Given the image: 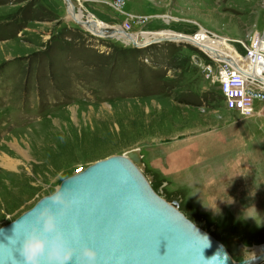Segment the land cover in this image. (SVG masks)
<instances>
[{
	"label": "rangeland",
	"instance_id": "obj_1",
	"mask_svg": "<svg viewBox=\"0 0 264 264\" xmlns=\"http://www.w3.org/2000/svg\"><path fill=\"white\" fill-rule=\"evenodd\" d=\"M71 2L84 23L149 40L200 34L240 57L264 31V0ZM134 43L85 29L65 0H0V229L67 178L126 156L245 262L264 246V113L227 109L222 65L203 49Z\"/></svg>",
	"mask_w": 264,
	"mask_h": 264
},
{
	"label": "water",
	"instance_id": "obj_2",
	"mask_svg": "<svg viewBox=\"0 0 264 264\" xmlns=\"http://www.w3.org/2000/svg\"><path fill=\"white\" fill-rule=\"evenodd\" d=\"M65 1L71 16L72 2ZM59 188L71 190L78 202L63 219V227L69 233L79 228L80 245L97 250V264H236L232 256L238 254L240 244L234 241L229 243L233 250L227 248L198 227L175 200L158 195L126 156L101 160L67 178ZM48 197L0 229V264H24L19 244L10 243L8 237L14 227L18 235L31 231Z\"/></svg>",
	"mask_w": 264,
	"mask_h": 264
},
{
	"label": "clouds",
	"instance_id": "obj_3",
	"mask_svg": "<svg viewBox=\"0 0 264 264\" xmlns=\"http://www.w3.org/2000/svg\"><path fill=\"white\" fill-rule=\"evenodd\" d=\"M77 203L71 190L57 188L39 210L31 231L18 235L14 227L8 241L19 244L24 264H97V250L80 245L79 228L74 227L69 233L62 224Z\"/></svg>",
	"mask_w": 264,
	"mask_h": 264
},
{
	"label": "built area",
	"instance_id": "obj_4",
	"mask_svg": "<svg viewBox=\"0 0 264 264\" xmlns=\"http://www.w3.org/2000/svg\"><path fill=\"white\" fill-rule=\"evenodd\" d=\"M241 58L246 68L231 57L228 61L221 55L213 58L222 65L218 87L228 110L236 111L243 117H253L264 113V81L259 79L264 77V31ZM256 102L261 103L259 110L255 108Z\"/></svg>",
	"mask_w": 264,
	"mask_h": 264
},
{
	"label": "bare ground",
	"instance_id": "obj_5",
	"mask_svg": "<svg viewBox=\"0 0 264 264\" xmlns=\"http://www.w3.org/2000/svg\"><path fill=\"white\" fill-rule=\"evenodd\" d=\"M74 9L75 8H73V6L69 7V13H71L70 17L73 18L77 22H83L82 20H80V19H82L81 15L80 16L76 15L75 12H74ZM86 18L88 19V22H87V25H84L85 29H88L89 31H93L94 33L98 34L101 37H103V36H113L114 38L122 39V41H127V42H130V43L135 42V44L137 42L142 43V44H144V43L151 44V43H154V42H157V41L159 43V42L166 41V40L179 41V42L186 41L187 43L190 42V43H194V44L198 45L199 47L204 49L206 51V53H208L213 58H218V56L221 55V56H224V57L228 58L227 60H229L230 57H231L237 62L238 65L244 66L246 68V65L243 63V60L241 59V57L237 53H235L234 50L232 49V47L229 46L228 44H226L225 41H219L218 43L217 42H210L209 40L198 41V40L195 39V37H192V38L190 37L189 38L188 36H178V35L169 34V33L161 34V35H157L156 34V35H154L155 36L154 38L149 40L150 37L147 36V35L132 36V35L126 34L123 31L121 32L120 30L115 31L114 28H112V29L111 28L110 29L106 28L103 23H100L96 19L93 20L92 17L91 18L86 17ZM84 20H85V18H84ZM89 25H93L92 26L93 28H90ZM106 30L110 31V32H108L109 34L105 33ZM199 35L200 34L196 35V38ZM207 36H208V34H207ZM207 36H206V38H208ZM163 37H165V38H163ZM201 39H203V36H201ZM212 40L214 41L215 39H212ZM136 46H137V44H136ZM236 55H238V57ZM259 79L261 81H264V77L263 76H260ZM4 165L6 167L9 166L13 170H17V165L14 162H11L9 160ZM229 247L233 250V248L231 246H229ZM261 256H264L263 246L257 248L256 250H253L251 252V255L250 254L248 255L247 260L249 262H251V263L260 264V263H262L264 261V258H262Z\"/></svg>",
	"mask_w": 264,
	"mask_h": 264
}]
</instances>
